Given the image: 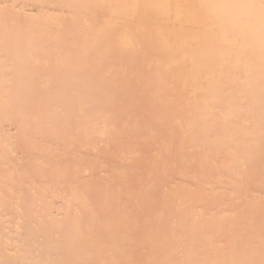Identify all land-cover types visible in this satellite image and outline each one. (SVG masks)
<instances>
[{"label": "bare ground", "instance_id": "6f19581e", "mask_svg": "<svg viewBox=\"0 0 264 264\" xmlns=\"http://www.w3.org/2000/svg\"><path fill=\"white\" fill-rule=\"evenodd\" d=\"M2 131L23 159L3 157L0 185L24 191L28 170L46 193L36 214L16 204L12 228L0 191V253L10 242L19 264H107L117 246L100 245L102 221L140 200L127 174L261 177L264 0H0Z\"/></svg>", "mask_w": 264, "mask_h": 264}, {"label": "rangeland", "instance_id": "374dc122", "mask_svg": "<svg viewBox=\"0 0 264 264\" xmlns=\"http://www.w3.org/2000/svg\"><path fill=\"white\" fill-rule=\"evenodd\" d=\"M0 135L4 137L0 140V161L4 156L11 158L14 168L17 159H23L14 152L15 140L12 139L16 132L10 133L11 138L6 131ZM4 168L0 162V170ZM218 170L219 165L212 173L209 170L204 173H195L191 169L180 171L176 167L168 172L161 167L143 179L140 171L127 174L133 176V182L124 187L131 191L134 200L140 198L131 213L137 214L143 204L148 208L153 207L155 213L151 212L150 215L154 218H149L150 212L138 218L131 213L126 216L121 214L115 219L112 215H106L102 223L108 224L109 231L108 234L105 231L102 233L105 234L101 237L100 245L117 246L107 264H264V171L254 181L248 180L250 176L246 171L243 172L246 181L234 178L229 182V171L226 170L222 174V178L226 176V181L222 184L217 185L218 176L217 180L204 183ZM29 173L28 170L24 173L29 184L24 186V191L14 189L13 192L9 185H0V191L11 194L10 198L3 197L7 210H3L2 214L7 216L12 228L15 216L11 213L22 211L16 210L17 205L25 204V211L34 210L33 214H36L38 209H35L33 195L43 196L46 193L43 187L32 182ZM198 177L202 180H198ZM205 189L208 190L207 194L203 193ZM110 193L107 192L106 196ZM21 194H25L24 201L19 199ZM31 202L32 208L28 210ZM160 211L174 217L171 229L161 220ZM37 224L40 225V222ZM9 230L4 225L1 227L3 233L8 234ZM14 231L21 230L15 228ZM115 231L117 233L114 234ZM33 232L47 234L40 226L34 228ZM12 234H9L10 238H13ZM75 234V238L85 235L81 228ZM10 248L11 244L7 242L3 253H0V264H19L23 261L17 256V249ZM44 251L47 259L53 261L54 258L48 257L47 250Z\"/></svg>", "mask_w": 264, "mask_h": 264}]
</instances>
